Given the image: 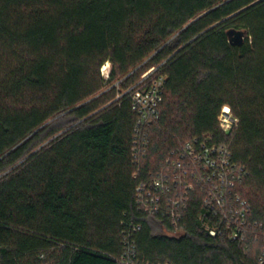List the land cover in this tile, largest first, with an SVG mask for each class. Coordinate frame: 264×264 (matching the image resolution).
I'll return each mask as SVG.
<instances>
[{"label":"trees","instance_id":"1","mask_svg":"<svg viewBox=\"0 0 264 264\" xmlns=\"http://www.w3.org/2000/svg\"><path fill=\"white\" fill-rule=\"evenodd\" d=\"M163 62L143 171L212 134L248 171L239 192L264 224V0H0V264H123L132 221L138 264H258L261 244L210 237L196 203L178 232L136 204V117L118 95Z\"/></svg>","mask_w":264,"mask_h":264},{"label":"built area","instance_id":"2","mask_svg":"<svg viewBox=\"0 0 264 264\" xmlns=\"http://www.w3.org/2000/svg\"><path fill=\"white\" fill-rule=\"evenodd\" d=\"M165 64L152 67L136 85L118 95V99L130 96L136 117L132 142L134 179L138 182L136 204L148 216L172 221L178 232L188 207L196 203L201 207L198 222L202 231L210 237L245 246L252 242L261 244L258 264H264V224L252 220L253 208L239 192L249 173L235 162L231 149L219 143L214 135L206 134L187 141L181 148L171 151L158 168L143 171V162L149 154L151 128L161 118L166 88ZM108 69L109 62L101 69L106 81L111 76ZM218 120L225 134L237 129L240 123L228 106L222 109ZM141 229L134 221L130 223L124 237L123 264H138L133 236Z\"/></svg>","mask_w":264,"mask_h":264},{"label":"rangeland","instance_id":"3","mask_svg":"<svg viewBox=\"0 0 264 264\" xmlns=\"http://www.w3.org/2000/svg\"><path fill=\"white\" fill-rule=\"evenodd\" d=\"M147 64V61L144 63V65H146ZM109 68V67H108ZM144 68V66H142L141 67V69L140 70H138V72H137V76H136V80H135V82L137 83V82H139L141 79V74H142V72H143V69ZM109 71V73L111 74V70H112V66H111V63H110V69H108ZM111 88L109 87V86H106L105 88H104V91L103 92H107V91H109ZM102 92V93H103ZM59 135H61V134H58L57 136H55L54 138H51V139H49V140H47L45 143H43L40 147H43V146H45V145H47L48 143H50L53 139H55L56 137H58ZM39 149V148H38Z\"/></svg>","mask_w":264,"mask_h":264},{"label":"water","instance_id":"4","mask_svg":"<svg viewBox=\"0 0 264 264\" xmlns=\"http://www.w3.org/2000/svg\"><path fill=\"white\" fill-rule=\"evenodd\" d=\"M244 35L243 32H229L230 41H235L236 44H242Z\"/></svg>","mask_w":264,"mask_h":264},{"label":"snow or ice","instance_id":"5","mask_svg":"<svg viewBox=\"0 0 264 264\" xmlns=\"http://www.w3.org/2000/svg\"><path fill=\"white\" fill-rule=\"evenodd\" d=\"M225 111H228V109H227V108H225Z\"/></svg>","mask_w":264,"mask_h":264}]
</instances>
